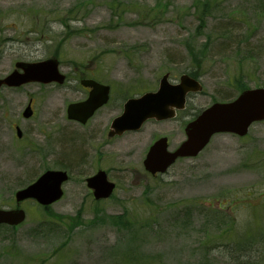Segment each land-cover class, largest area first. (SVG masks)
Returning <instances> with one entry per match:
<instances>
[{
	"label": "rangeland",
	"instance_id": "1",
	"mask_svg": "<svg viewBox=\"0 0 264 264\" xmlns=\"http://www.w3.org/2000/svg\"><path fill=\"white\" fill-rule=\"evenodd\" d=\"M52 57L66 85L0 92V208L46 170L70 180L51 210L26 202L21 225L0 226V264H264V122L244 138L216 135L163 175L143 166L159 138L178 148L203 109L264 88V0H0V78ZM191 72L203 90L175 119L108 138L128 98ZM86 76L115 91L81 126L66 110L85 98ZM98 170L117 185L103 202L85 182Z\"/></svg>",
	"mask_w": 264,
	"mask_h": 264
},
{
	"label": "water",
	"instance_id": "2",
	"mask_svg": "<svg viewBox=\"0 0 264 264\" xmlns=\"http://www.w3.org/2000/svg\"><path fill=\"white\" fill-rule=\"evenodd\" d=\"M16 68L9 76L0 80V89L3 86L21 87L32 82L63 84L65 81V76L59 72V62L55 59L39 63H17ZM168 76L167 74L163 77L157 92L146 94L126 106L123 117L113 125L118 134L124 130L139 129L148 119L173 118L176 109L185 107L186 95L189 92L202 90L201 85L187 75L181 77L178 85L170 84ZM82 83L93 87L91 96L85 103L70 105L68 114L70 119L84 122L108 101L109 88L93 81ZM32 114L29 104L24 116L29 118ZM260 121H264V88L246 90L233 102L216 103L190 122L186 127L187 140L175 152H168L166 138L156 142L147 155L145 167L153 174L164 173L178 158L196 157L208 145L213 135L232 133L245 136L250 126ZM113 134L115 133H111ZM18 135L21 136L19 129ZM66 179L67 175L63 172L49 171L28 188L17 192V202L32 198L42 205H50L61 198V185ZM88 186L94 190L97 199L108 198L115 188L113 183L108 182L105 172H99L90 178ZM25 218L23 210L0 209V224L19 225Z\"/></svg>",
	"mask_w": 264,
	"mask_h": 264
},
{
	"label": "flooded vegetation",
	"instance_id": "3",
	"mask_svg": "<svg viewBox=\"0 0 264 264\" xmlns=\"http://www.w3.org/2000/svg\"><path fill=\"white\" fill-rule=\"evenodd\" d=\"M93 79H95V80H98V79H96V78H93ZM111 86V96H112V94L114 93V91H115V88L112 86V85H110ZM82 90L85 92V98L83 99V100H85L87 97H88V94H89V92L91 91V89L90 88H86V87H83L82 88ZM139 92H137V91H128L126 94L127 95H134V94H138ZM124 96H126L125 94H123ZM110 100H111V98H110ZM125 103V102H124ZM122 107H124V104H123V106ZM113 139V138H112Z\"/></svg>",
	"mask_w": 264,
	"mask_h": 264
},
{
	"label": "trees",
	"instance_id": "4",
	"mask_svg": "<svg viewBox=\"0 0 264 264\" xmlns=\"http://www.w3.org/2000/svg\"><path fill=\"white\" fill-rule=\"evenodd\" d=\"M190 74H191L193 77H197V74L194 73V72H191Z\"/></svg>",
	"mask_w": 264,
	"mask_h": 264
}]
</instances>
